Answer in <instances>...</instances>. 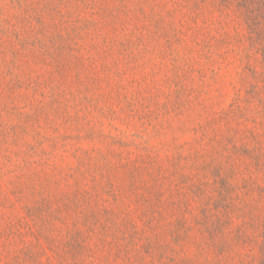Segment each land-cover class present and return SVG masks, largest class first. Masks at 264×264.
<instances>
[{
	"label": "rangeland",
	"instance_id": "374dc122",
	"mask_svg": "<svg viewBox=\"0 0 264 264\" xmlns=\"http://www.w3.org/2000/svg\"><path fill=\"white\" fill-rule=\"evenodd\" d=\"M241 2L0 0V264H262Z\"/></svg>",
	"mask_w": 264,
	"mask_h": 264
},
{
	"label": "trees",
	"instance_id": "16d2710c",
	"mask_svg": "<svg viewBox=\"0 0 264 264\" xmlns=\"http://www.w3.org/2000/svg\"><path fill=\"white\" fill-rule=\"evenodd\" d=\"M254 3V4H264V0H242L241 4L245 7L244 8V13L246 15V18L251 22V26H255V20L253 18V13L252 11L254 12L256 10V8H254L253 6H248L247 3L251 4V3ZM263 237H264V233H263ZM262 250H263V253H264V239H263V242H262ZM262 264H264V257H263V260H262Z\"/></svg>",
	"mask_w": 264,
	"mask_h": 264
}]
</instances>
